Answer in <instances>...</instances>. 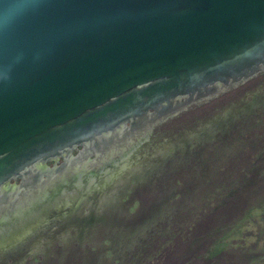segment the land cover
Returning <instances> with one entry per match:
<instances>
[{"label": "water", "instance_id": "95a60500", "mask_svg": "<svg viewBox=\"0 0 264 264\" xmlns=\"http://www.w3.org/2000/svg\"><path fill=\"white\" fill-rule=\"evenodd\" d=\"M263 120L264 0H0V206L12 178L36 190L0 264L119 184L222 161ZM83 161L97 173L60 187Z\"/></svg>", "mask_w": 264, "mask_h": 264}, {"label": "rangeland", "instance_id": "374dc122", "mask_svg": "<svg viewBox=\"0 0 264 264\" xmlns=\"http://www.w3.org/2000/svg\"><path fill=\"white\" fill-rule=\"evenodd\" d=\"M113 190L18 264H264V120L222 161Z\"/></svg>", "mask_w": 264, "mask_h": 264}, {"label": "flooded vegetation", "instance_id": "af4514ba", "mask_svg": "<svg viewBox=\"0 0 264 264\" xmlns=\"http://www.w3.org/2000/svg\"><path fill=\"white\" fill-rule=\"evenodd\" d=\"M79 148H81L80 145H78V148L73 149L72 154L73 155L77 154ZM110 154H108V155H110ZM112 156H113V154H112ZM94 158H96L95 155H91L90 156V159H94ZM113 158H114V156H113ZM63 161H64L63 157L62 156H59L56 160H51V161L46 162V165L51 166V167H53V166L55 167V166L60 165ZM85 163H86V161H83V163H81L80 165L78 164V166L74 165L72 168L73 169H76V172L73 175L70 176L71 179L69 177L68 180L65 181V183H63L64 185L63 186H60V187H66V186L67 187H78V185H76L77 183L82 184V182H85L86 179H84L82 181L83 178H86V177L90 176V174L95 175L97 173V171H95L94 169H92L90 171V173L84 174L82 172V170H81V167ZM60 172L61 171H59V173L57 174L58 177H59ZM22 183H23L22 178L18 177L16 179H13V178L10 179L7 183H5L2 186V190L4 192H6V194H8V202H6V203H4V204H2L0 206V209H1L0 214H3L2 216L0 215V232H1V229H5V227H6V225H7L8 222H10L12 220H14V221L17 220L18 217L16 219H15V217L17 216V213L18 212H21V215L22 216L27 215L26 214V212H27L26 209H28V208L26 207L27 204H25V202L28 201L27 199L29 198V196H31L32 194H34V192L36 193V190L34 191L32 188H28L27 187L28 185H23ZM59 191L60 190L57 189V190H55V192L50 193V195L47 198V200L51 199ZM11 202L12 203H14V202H20V205L17 206L18 208L14 205V207L16 208L15 209V208H13V204H11ZM23 202H24L25 205L22 204ZM37 205L35 207H33L32 210H34L36 207H38V208L40 207V206H37ZM94 205H92L87 210L89 211ZM48 211H50V209H48L42 215H45ZM11 212H12V215L11 216L15 215L14 218H11V216H10ZM7 213H9V214L6 215ZM84 213L85 212H83L77 218H82L83 215H84Z\"/></svg>", "mask_w": 264, "mask_h": 264}, {"label": "bare ground", "instance_id": "6f19581e", "mask_svg": "<svg viewBox=\"0 0 264 264\" xmlns=\"http://www.w3.org/2000/svg\"><path fill=\"white\" fill-rule=\"evenodd\" d=\"M114 191V190H113ZM108 194H106L103 198H101V200H103L105 197H107Z\"/></svg>", "mask_w": 264, "mask_h": 264}]
</instances>
